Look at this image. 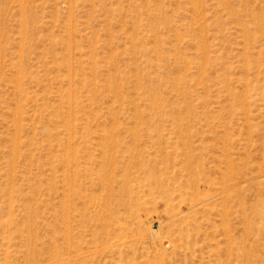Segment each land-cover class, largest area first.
<instances>
[{
	"label": "rangeland",
	"instance_id": "rangeland-1",
	"mask_svg": "<svg viewBox=\"0 0 264 264\" xmlns=\"http://www.w3.org/2000/svg\"><path fill=\"white\" fill-rule=\"evenodd\" d=\"M0 264H264V0H0Z\"/></svg>",
	"mask_w": 264,
	"mask_h": 264
}]
</instances>
